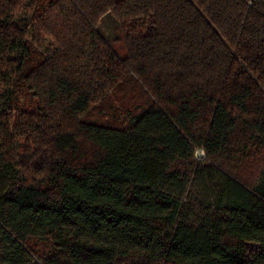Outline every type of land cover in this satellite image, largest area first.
I'll list each match as a JSON object with an SVG mask.
<instances>
[{
    "label": "trees",
    "instance_id": "16d2710c",
    "mask_svg": "<svg viewBox=\"0 0 264 264\" xmlns=\"http://www.w3.org/2000/svg\"><path fill=\"white\" fill-rule=\"evenodd\" d=\"M5 77L0 264H264V0H0Z\"/></svg>",
    "mask_w": 264,
    "mask_h": 264
},
{
    "label": "rangeland",
    "instance_id": "374dc122",
    "mask_svg": "<svg viewBox=\"0 0 264 264\" xmlns=\"http://www.w3.org/2000/svg\"><path fill=\"white\" fill-rule=\"evenodd\" d=\"M98 29L101 30L104 35L108 38V41L110 42L112 48L115 50V52L119 56H123L125 54V48L123 42L121 40H116V37H119L120 35V26L117 21H115L114 17L110 14L105 15L104 18L101 19ZM6 78V77H5ZM8 77L6 80L0 82V94L4 91L6 88ZM258 246L255 243H247L246 244V253L248 255L252 254L257 250Z\"/></svg>",
    "mask_w": 264,
    "mask_h": 264
},
{
    "label": "built area",
    "instance_id": "2783aa9c",
    "mask_svg": "<svg viewBox=\"0 0 264 264\" xmlns=\"http://www.w3.org/2000/svg\"><path fill=\"white\" fill-rule=\"evenodd\" d=\"M195 157H196L197 159H201V158H203V157H204V152H203L201 149H197V150L195 151Z\"/></svg>",
    "mask_w": 264,
    "mask_h": 264
}]
</instances>
